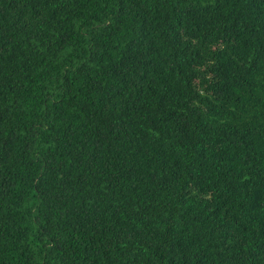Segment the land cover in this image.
I'll return each mask as SVG.
<instances>
[{"label": "trees", "instance_id": "16d2710c", "mask_svg": "<svg viewBox=\"0 0 264 264\" xmlns=\"http://www.w3.org/2000/svg\"><path fill=\"white\" fill-rule=\"evenodd\" d=\"M0 264H264V0H0Z\"/></svg>", "mask_w": 264, "mask_h": 264}]
</instances>
